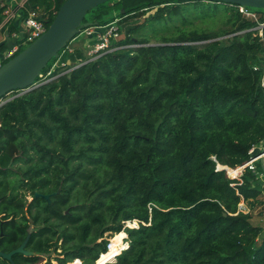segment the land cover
I'll return each mask as SVG.
<instances>
[{
    "label": "trees",
    "instance_id": "1",
    "mask_svg": "<svg viewBox=\"0 0 264 264\" xmlns=\"http://www.w3.org/2000/svg\"><path fill=\"white\" fill-rule=\"evenodd\" d=\"M66 1L24 7L38 9L49 28ZM110 2L84 23L103 27L115 10L134 17L157 8L121 41L139 48L104 55L0 107V252L30 236L34 256L15 255L14 264H96L109 249L105 234H120L109 255L124 247L125 232L128 249L107 264H264V227L240 209L264 190L248 168L241 182L218 169H239L264 148V42L252 31L259 22L239 6L204 0ZM181 2H194L200 18L223 8L237 35L224 42L183 31L157 45L132 38L182 18ZM16 171L30 203L10 181ZM134 221L138 228H125Z\"/></svg>",
    "mask_w": 264,
    "mask_h": 264
},
{
    "label": "rangeland",
    "instance_id": "2",
    "mask_svg": "<svg viewBox=\"0 0 264 264\" xmlns=\"http://www.w3.org/2000/svg\"><path fill=\"white\" fill-rule=\"evenodd\" d=\"M19 2L22 0H18ZM120 0H113L110 2V6L114 7L117 6V4H119ZM194 2H181V7H183L184 9L182 10V18H176L173 17L172 21H168V22H164L161 24L156 25L155 27H148L147 29H142L137 33H133L131 36L133 39H135L136 41H140V40H147L148 44L147 45H157L159 43H161L163 41L164 38H172V37H176L178 36L181 32L185 31L187 33L189 32H193V31H197L200 33H215L217 34L218 38L217 40L220 41H227V40H232L233 37L237 34H229L230 31L233 29L232 27V23L230 22V13H226L224 11L223 8L219 9V11H217V13L212 16V17H203L200 18L198 17L199 15L195 12V9L192 7ZM257 13H262V11L260 10H255V9H251ZM123 10H115L114 12H112L109 16H107L105 18V21L107 22H111L114 21L117 17L121 18V40H125V38L127 37V33L129 31V29H134V28H138L142 25H144L146 23L147 20H149V18L151 16H153L156 11V9L153 10H145V12L141 13L139 12L138 15H133L134 17L130 16L129 17H124L122 14ZM133 14V13H132ZM135 14V13H134ZM92 16H89V21L92 20ZM89 23H93V22H89ZM84 31V30H83ZM24 32L23 30V24L21 23L20 28L18 33L22 34ZM84 32H82V34L80 36H78L70 45V48H73L75 50L74 54H69V55H65L64 59L58 62H55L52 66V69L49 71L52 74L49 75L44 74V77L42 79V81L40 80L39 84L43 83V82H52L58 79L59 75H64L67 74L71 71V68H68L67 66L62 67L61 64L63 63V61L65 59H71L74 58V60L71 59V61L69 62L70 66L73 67L75 65H80L84 62H86L87 60H90L89 57V52L91 50L90 48V42L87 41L89 38L86 37L84 34ZM23 35V34H22ZM14 43V42H13ZM206 43V42H205ZM132 45H136L135 46V50L136 48H138L140 45L139 43H135V44H130L129 46ZM8 47H11V44L8 45ZM25 48L27 47H23L21 51H23ZM129 49V48H126ZM130 49H134V48H130ZM81 55V56H80ZM28 93V92H26ZM25 92H20V93H12L9 96L5 97L0 106L2 104H6L8 101L13 100L16 97L22 96L23 94H26ZM262 145L256 147V152H261L262 151ZM17 168H22L23 170H25L27 168V166L25 164H21L19 163L17 165ZM230 169V168H228ZM233 171V169H230ZM237 170V169H236ZM229 173V172H228ZM23 172H19L16 171V173H14V175L11 176L10 181L14 184L15 186V192L19 193L20 195L22 194H26V200L30 203L32 202L33 198L31 196V194L26 190V182H23V177H22ZM231 179H236L234 177H231L230 174L228 175ZM258 186L264 190V182L259 180L257 181ZM83 198V197H82ZM81 198V199H82ZM78 203H76V201H74L72 203V207L75 209V207H77ZM89 204V202H87V205ZM240 209L245 212V213H251L254 216V221L253 224L255 225H259L261 227H264V196L261 195L260 198L257 201H250V202H242L240 204ZM258 217V218H255ZM131 227H138V223L137 222H132ZM125 234V237L122 239L124 242V248L122 250H127L128 248V243L126 242L127 239V234L125 232H122ZM121 233V234H122ZM118 235L120 234H114V233H107L105 234V238L109 241V243L111 244L112 240L114 238H116ZM109 244V245H110ZM120 249H117L114 253H111L109 255H107L106 258L108 259H112L113 257H115L118 253H119ZM117 258V257H116ZM116 258L108 261V263L111 262H115ZM54 264H59L58 262H55ZM72 264V263H70ZM101 264V263H100Z\"/></svg>",
    "mask_w": 264,
    "mask_h": 264
},
{
    "label": "water",
    "instance_id": "3",
    "mask_svg": "<svg viewBox=\"0 0 264 264\" xmlns=\"http://www.w3.org/2000/svg\"><path fill=\"white\" fill-rule=\"evenodd\" d=\"M111 0H67L59 9L52 24L47 31L27 48L21 51L15 58L8 61L0 68V103L15 92H30L36 88L37 80L42 72L48 68L53 59H59L63 52L83 30L94 27L97 24L84 23L87 15L96 8ZM206 2L224 3L264 11V0H204ZM125 10L122 11V14ZM5 104H2V107ZM219 170H227L228 167L219 165ZM52 195L37 193L35 198H43L50 202ZM30 236L17 249L4 253L0 252V258L13 263L15 255L26 257L34 256L27 250ZM98 263V262H97ZM104 261L102 264H107Z\"/></svg>",
    "mask_w": 264,
    "mask_h": 264
},
{
    "label": "built area",
    "instance_id": "4",
    "mask_svg": "<svg viewBox=\"0 0 264 264\" xmlns=\"http://www.w3.org/2000/svg\"><path fill=\"white\" fill-rule=\"evenodd\" d=\"M26 1L24 2V5H25ZM238 8H239V12L242 15H244L246 17L253 18L254 20L259 22L258 26L256 28H254L252 31H257L258 36L264 42V13L262 12L261 16H259L257 12L251 10L250 8L241 7V6H239ZM120 23H121V18L117 17L114 21H112L108 25H105L103 27H99V26L98 27H92V28H89V29L82 31V32H84L83 34L89 38V41L90 40L92 41V44H90L91 50L89 52V55H90L89 57H91V58H89L90 60H87L86 62H84L80 65L73 66L74 68H72L71 70H73V69H75V68H77L83 64L94 61V60H96V59H98L104 55L119 52V51H122L126 48H129V49L135 48L136 45L125 46V45L121 44L122 40H121V25H120ZM22 24H23V30H24V32L22 33L23 35L16 33V32L11 33L10 37H11L12 42H14V43H12V46L10 48L8 47L5 51L0 52V68L4 64H6L8 61L15 58L21 52L23 47H28L35 40L40 38L48 29L47 24H46V20L41 17L40 11L38 9L29 10L27 15L23 19ZM70 46L71 45H69L67 47V50H66L67 52H65L64 54H66V53L74 54L75 53V50L73 48H70ZM69 64L70 63H62L61 66L62 67H65L67 65L70 66ZM48 74L51 75L52 73L48 72ZM43 77H44V75L42 74L40 77L41 81H42ZM45 83H47V82H43L41 84L37 83L36 88L40 87L41 85H43ZM250 154L253 156L252 159L245 166L236 170V171H240V174L238 175V177H236V180H239L241 182V177L243 176V172H244L245 168H248L250 171L253 172V174H255V176L257 177L258 180H261L264 182V171H261L257 167V163L261 162L262 159L264 158V148H262L261 152H256V148H253L250 151ZM227 173H228V171H227ZM228 175H229V173H228ZM130 224H131V222H128L125 225V228H131V229L134 228V227H131ZM127 238H128V236H127ZM128 247H129V245H128ZM123 251H125V250H121L120 254ZM118 256H116V257H118ZM107 261H110V260H107ZM76 262H81V261L76 260L73 263H76Z\"/></svg>",
    "mask_w": 264,
    "mask_h": 264
},
{
    "label": "crops",
    "instance_id": "5",
    "mask_svg": "<svg viewBox=\"0 0 264 264\" xmlns=\"http://www.w3.org/2000/svg\"><path fill=\"white\" fill-rule=\"evenodd\" d=\"M25 1L26 0H22L20 2L18 0H7L6 1L8 9L6 11V15H7L6 19L4 23L0 25V48L3 46L8 48V45L10 44L12 46L13 42L10 37L11 33H14V32L18 33L20 25L23 19L25 18V14H26V9L24 7ZM87 41H89V39ZM89 42H90L89 44H92L91 40ZM261 163H262V169H263L262 171H264V158L262 159ZM262 195L264 196V194ZM255 218H258V217H255Z\"/></svg>",
    "mask_w": 264,
    "mask_h": 264
},
{
    "label": "bare ground",
    "instance_id": "6",
    "mask_svg": "<svg viewBox=\"0 0 264 264\" xmlns=\"http://www.w3.org/2000/svg\"><path fill=\"white\" fill-rule=\"evenodd\" d=\"M226 171H228L229 172V174H230V176L231 177H234V178H236V177H238V175L240 174V171H236V170H230V169H227ZM235 172V173H234ZM122 243L124 244V242H123V240H122ZM111 245H112V242H111V244H110V246H109V250H108V252L110 251V249H111ZM124 247H122V248H120V250H119V253H118V255L120 254V251L123 249ZM108 252H107V254H104L100 259H99V261H98V263H96V264H102L104 261H107V260H112V259H114L115 257H113L112 259H108V258H106L107 257V255H108ZM117 255V256H118ZM72 264H82L81 262H76V263H72Z\"/></svg>",
    "mask_w": 264,
    "mask_h": 264
}]
</instances>
